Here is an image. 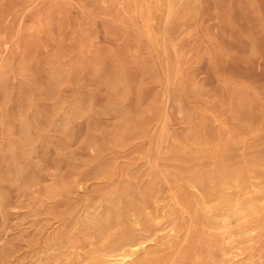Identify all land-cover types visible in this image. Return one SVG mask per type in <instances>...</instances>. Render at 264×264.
Returning <instances> with one entry per match:
<instances>
[{"label": "rangeland", "instance_id": "obj_1", "mask_svg": "<svg viewBox=\"0 0 264 264\" xmlns=\"http://www.w3.org/2000/svg\"><path fill=\"white\" fill-rule=\"evenodd\" d=\"M0 264H264V0H0Z\"/></svg>", "mask_w": 264, "mask_h": 264}, {"label": "bare ground", "instance_id": "obj_2", "mask_svg": "<svg viewBox=\"0 0 264 264\" xmlns=\"http://www.w3.org/2000/svg\"><path fill=\"white\" fill-rule=\"evenodd\" d=\"M124 259V258H123ZM125 261V260H124ZM118 263V262H117Z\"/></svg>", "mask_w": 264, "mask_h": 264}]
</instances>
